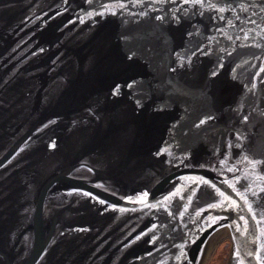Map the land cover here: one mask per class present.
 <instances>
[{
    "label": "water",
    "instance_id": "1",
    "mask_svg": "<svg viewBox=\"0 0 264 264\" xmlns=\"http://www.w3.org/2000/svg\"><path fill=\"white\" fill-rule=\"evenodd\" d=\"M210 238L264 264V0H0V264Z\"/></svg>",
    "mask_w": 264,
    "mask_h": 264
},
{
    "label": "bare ground",
    "instance_id": "2",
    "mask_svg": "<svg viewBox=\"0 0 264 264\" xmlns=\"http://www.w3.org/2000/svg\"><path fill=\"white\" fill-rule=\"evenodd\" d=\"M218 246L215 244V242L210 238L207 242L205 249L203 251V254L200 258L199 264H205L207 260L210 258V256L216 252Z\"/></svg>",
    "mask_w": 264,
    "mask_h": 264
},
{
    "label": "rangeland",
    "instance_id": "3",
    "mask_svg": "<svg viewBox=\"0 0 264 264\" xmlns=\"http://www.w3.org/2000/svg\"><path fill=\"white\" fill-rule=\"evenodd\" d=\"M205 264H229L224 253L218 247Z\"/></svg>",
    "mask_w": 264,
    "mask_h": 264
},
{
    "label": "flooded vegetation",
    "instance_id": "4",
    "mask_svg": "<svg viewBox=\"0 0 264 264\" xmlns=\"http://www.w3.org/2000/svg\"><path fill=\"white\" fill-rule=\"evenodd\" d=\"M232 245H233V244H232ZM233 250H234V246H233V248H231L232 256H233ZM232 256H231V258H232ZM235 257H236V256H235ZM231 258H229V261H231ZM236 258H237V257H236ZM236 262H237L238 264H240L238 258H237ZM228 263H229V262H228ZM232 264H233V262H232Z\"/></svg>",
    "mask_w": 264,
    "mask_h": 264
},
{
    "label": "snow or ice",
    "instance_id": "5",
    "mask_svg": "<svg viewBox=\"0 0 264 264\" xmlns=\"http://www.w3.org/2000/svg\"><path fill=\"white\" fill-rule=\"evenodd\" d=\"M214 75H215V73H214ZM245 119H247V117H245Z\"/></svg>",
    "mask_w": 264,
    "mask_h": 264
}]
</instances>
